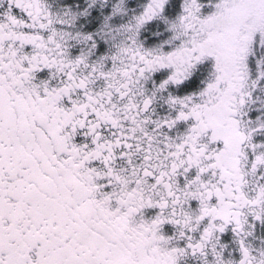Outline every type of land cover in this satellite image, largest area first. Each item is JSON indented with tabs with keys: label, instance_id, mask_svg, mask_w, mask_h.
Here are the masks:
<instances>
[{
	"label": "snow or ice",
	"instance_id": "obj_1",
	"mask_svg": "<svg viewBox=\"0 0 264 264\" xmlns=\"http://www.w3.org/2000/svg\"><path fill=\"white\" fill-rule=\"evenodd\" d=\"M0 264H264V0H0Z\"/></svg>",
	"mask_w": 264,
	"mask_h": 264
}]
</instances>
